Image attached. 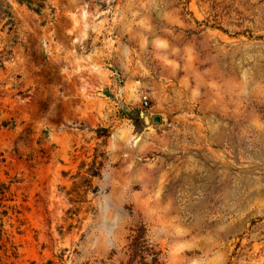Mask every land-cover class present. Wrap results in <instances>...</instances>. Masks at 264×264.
I'll list each match as a JSON object with an SVG mask.
<instances>
[{"label":"rangeland","instance_id":"374dc122","mask_svg":"<svg viewBox=\"0 0 264 264\" xmlns=\"http://www.w3.org/2000/svg\"><path fill=\"white\" fill-rule=\"evenodd\" d=\"M1 5L0 264H264V0Z\"/></svg>","mask_w":264,"mask_h":264},{"label":"clouds","instance_id":"9594fccd","mask_svg":"<svg viewBox=\"0 0 264 264\" xmlns=\"http://www.w3.org/2000/svg\"><path fill=\"white\" fill-rule=\"evenodd\" d=\"M119 233L120 230L118 228H112L110 231H104V240L100 247H109L116 246L119 243Z\"/></svg>","mask_w":264,"mask_h":264},{"label":"trees","instance_id":"16d2710c","mask_svg":"<svg viewBox=\"0 0 264 264\" xmlns=\"http://www.w3.org/2000/svg\"><path fill=\"white\" fill-rule=\"evenodd\" d=\"M3 1H5V0H0V8H1V9L4 8V6L1 5V3H2ZM16 1H17L19 4H24V0H16ZM0 12H1V15L7 17V19H8L9 22H10V25H12V22H11L12 18H11V16H10V14L7 13L6 11H0ZM8 193H9V186H7V185H5V184H1V185H0V203H1L3 200L7 199V194H8Z\"/></svg>","mask_w":264,"mask_h":264},{"label":"built area","instance_id":"2783aa9c","mask_svg":"<svg viewBox=\"0 0 264 264\" xmlns=\"http://www.w3.org/2000/svg\"><path fill=\"white\" fill-rule=\"evenodd\" d=\"M141 102L143 103V106L145 107L149 105V97L147 94L141 95ZM169 127H172V124H170Z\"/></svg>","mask_w":264,"mask_h":264},{"label":"water","instance_id":"95a60500","mask_svg":"<svg viewBox=\"0 0 264 264\" xmlns=\"http://www.w3.org/2000/svg\"><path fill=\"white\" fill-rule=\"evenodd\" d=\"M145 123L146 124H149V118H145ZM161 122V118H159V117H155V118H153V123H155V124H159Z\"/></svg>","mask_w":264,"mask_h":264}]
</instances>
